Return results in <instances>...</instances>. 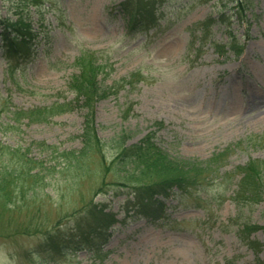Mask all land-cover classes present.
Returning <instances> with one entry per match:
<instances>
[{
    "label": "rangeland",
    "instance_id": "obj_1",
    "mask_svg": "<svg viewBox=\"0 0 264 264\" xmlns=\"http://www.w3.org/2000/svg\"><path fill=\"white\" fill-rule=\"evenodd\" d=\"M119 1L41 0L37 6L33 0H0L1 18H15L16 12L24 9L35 30L40 31L34 51L16 68L8 67L0 50L3 102L12 109H27L71 98L67 83L76 69L70 64L84 48L98 51L106 72V76L102 73L99 78L104 76L107 95L94 103L92 125L106 143V157H115L122 135L126 136L125 144L132 145L155 130V152L165 150L174 158L198 160L221 154L217 163L221 167L215 171L223 182L212 181L216 185L211 187L235 189L241 178L235 174L237 167L250 159H264V0H247L249 6L243 22L232 18L233 28L244 45L240 55L228 51L219 56L207 44L194 62L185 57L187 27L215 13L220 8L216 0H157L159 25L134 35L126 34L120 15L110 13L111 6ZM224 1L228 5L234 3ZM212 31L216 42L227 41L224 26L216 24ZM56 61L57 66H52ZM85 113L86 109L80 108L56 115L50 122L25 120L11 127L4 125V120L15 123L3 111L0 138L23 149L34 141H43L57 145L60 151L78 150L83 144ZM41 149L34 143L31 154L46 158ZM99 161L97 156L93 162ZM62 167L58 164L57 168ZM80 171L78 166L70 165L64 172L50 175L71 176L74 181L73 174L76 177ZM93 171L98 177L103 173L101 167ZM91 178L85 183L89 189L96 183ZM111 186L114 185H108ZM110 194H100L97 200L109 202V209L117 213L118 219L125 220L109 230L104 264L258 262L256 253L238 237V224L233 221L237 210L227 193L218 201L208 200V211L184 207L169 199L167 217L161 225L134 214L126 206L125 192L118 196ZM27 198L29 207L15 215L18 229L11 231L3 224L0 240L19 243L41 232L44 215L52 225L79 201L76 198L73 205L56 206L38 190L30 192ZM243 219L252 226L257 224L251 237L264 242V200L246 209ZM70 246L77 251L71 259L60 257L64 264H95L88 249H79L83 246L80 237L74 238ZM260 257L264 260V251Z\"/></svg>",
    "mask_w": 264,
    "mask_h": 264
},
{
    "label": "trees",
    "instance_id": "obj_2",
    "mask_svg": "<svg viewBox=\"0 0 264 264\" xmlns=\"http://www.w3.org/2000/svg\"><path fill=\"white\" fill-rule=\"evenodd\" d=\"M217 1L222 4V0ZM33 2L38 3L36 0H33ZM154 4V0H124L118 6L119 10L128 16L127 23L129 28L139 29L155 22ZM223 6L225 9L227 4H223ZM233 8H235L234 13L242 20L247 3L238 1ZM21 11L16 12V19L5 18L0 21V47L5 57L11 60L10 62L23 56L26 57L31 51L32 40L36 39L38 35L34 31L32 21L28 16L22 14ZM218 22L226 23L228 27L231 23L229 15L226 14L223 8L220 9L216 16H209L194 24L197 29L201 30L200 35L203 42L209 40L212 35V25ZM228 33L231 38L229 45L233 50L237 51L239 46L236 36L233 35L230 29ZM212 44L219 53L224 54V44L221 45L215 42ZM70 66L78 70L72 74L68 82V90L74 93L75 98L73 100L66 102L55 101L51 105L36 107V109L16 111V116L19 117L18 119L24 117L29 118L30 122H40L48 121L56 114L69 112L77 108L86 109L85 126L81 135L84 145L80 150L57 152V147L54 145L48 146L39 142L38 144H41L44 149L56 157L53 160L55 161L54 166L48 168L43 160L31 158L23 153L20 154L19 150L16 154L12 150H8L7 145L2 144L0 141V208L3 209L0 212V230L4 224L7 229L14 231L17 226L15 215L19 214L17 212L21 208L29 207L27 206L30 202V199L27 198L28 194L37 191V186L44 182L45 177L49 176V173L52 174L59 171L60 174L70 165H80V170L85 171L88 168V163L97 154H101L103 167L112 169V165L108 164L102 153L106 143L104 144L97 136L92 126L94 102L107 95L102 80L104 76L102 79L99 78L103 75L102 73H106L103 69L105 66L102 58L99 56L98 51L83 49L80 56ZM153 137L154 132H150L141 138L137 144L124 147L126 136L122 135L118 140V146L122 154L120 153L119 160L114 162L116 165L114 169L130 177L129 181L134 183L133 193L142 209L140 211L145 215L153 216L154 220H156L164 215L165 204L156 197L159 194L168 197L174 193V187L180 193H186L189 196H192L195 191H203L206 195L212 193V190L209 189V183L217 175L214 173V161L218 159V155L213 156L209 161L186 158L174 159L164 151L155 152ZM58 158H63L61 170L57 168L58 164H61ZM128 162L134 163L139 168L138 171L125 172L123 169ZM239 168L243 177L240 181V189L235 192L234 200L237 203L239 217L242 218L240 211L244 212L247 207H251L263 199L264 160H250L245 166H240ZM44 170L47 171V174H43ZM73 177L72 189L67 196H73L77 191V193H81L79 201L83 204L81 208L83 212H76L78 217H74L73 234H81L86 242L89 236H92L95 240L93 233H98L100 237L103 236L105 226L115 219L113 215L104 213L102 209L98 211L95 205H92V200L88 199L85 193L80 190L84 176L75 178V175H73ZM125 181L131 183L127 180ZM21 199L25 200L26 206L19 205L20 202L22 203ZM197 199H199L198 196ZM47 218L44 215L42 220L44 222L43 227L50 225V223H47ZM63 219L59 217L51 226L54 231H51L49 227H44V229L42 227L41 229L48 235V240L44 247L52 251L53 259H56L57 254L65 255L63 246L70 236L66 225L62 222ZM255 228L257 227L245 222L243 233L249 234Z\"/></svg>",
    "mask_w": 264,
    "mask_h": 264
},
{
    "label": "clouds",
    "instance_id": "obj_3",
    "mask_svg": "<svg viewBox=\"0 0 264 264\" xmlns=\"http://www.w3.org/2000/svg\"><path fill=\"white\" fill-rule=\"evenodd\" d=\"M41 195L50 198L58 206L67 198L72 189L71 176L58 174L45 177L44 182L37 186ZM54 231V229H51ZM48 235L44 231L33 233L19 243L0 240V264H64L63 261L52 259V251L44 247Z\"/></svg>",
    "mask_w": 264,
    "mask_h": 264
}]
</instances>
